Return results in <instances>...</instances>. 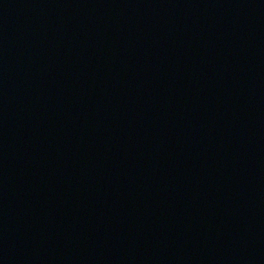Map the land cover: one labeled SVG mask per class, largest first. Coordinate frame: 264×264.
I'll use <instances>...</instances> for the list:
<instances>
[{
	"label": "water",
	"instance_id": "water-1",
	"mask_svg": "<svg viewBox=\"0 0 264 264\" xmlns=\"http://www.w3.org/2000/svg\"><path fill=\"white\" fill-rule=\"evenodd\" d=\"M0 264H264V0H0Z\"/></svg>",
	"mask_w": 264,
	"mask_h": 264
}]
</instances>
